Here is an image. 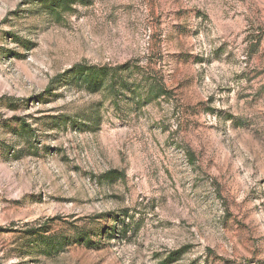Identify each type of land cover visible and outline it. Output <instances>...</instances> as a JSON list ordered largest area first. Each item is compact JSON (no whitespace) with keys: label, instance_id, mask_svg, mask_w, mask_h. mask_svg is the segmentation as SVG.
<instances>
[{"label":"rangeland","instance_id":"374dc122","mask_svg":"<svg viewBox=\"0 0 264 264\" xmlns=\"http://www.w3.org/2000/svg\"><path fill=\"white\" fill-rule=\"evenodd\" d=\"M30 1L0 0V264H264V0ZM79 63L141 99L55 82Z\"/></svg>","mask_w":264,"mask_h":264},{"label":"trees","instance_id":"16d2710c","mask_svg":"<svg viewBox=\"0 0 264 264\" xmlns=\"http://www.w3.org/2000/svg\"><path fill=\"white\" fill-rule=\"evenodd\" d=\"M84 0H31L29 4L36 5L44 9L49 15L57 18L63 17L73 11L74 5H82ZM137 74L140 79L141 72L137 67H130L127 65L109 67L86 65V63H79L69 68L55 78V82L67 84V86L75 87L89 94H95L100 91L108 92L111 99L117 100L122 93L128 92L132 95V102L141 99L140 94L137 93L138 86L130 83L126 78L127 75ZM147 94L151 98H157L163 95L164 90L156 83L147 82ZM149 98V99H151ZM87 234L79 235L77 241L89 245V236ZM167 263V262H166Z\"/></svg>","mask_w":264,"mask_h":264}]
</instances>
